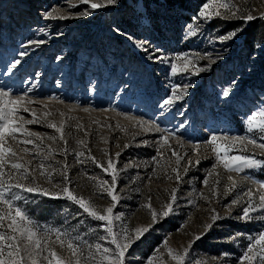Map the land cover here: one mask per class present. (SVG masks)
<instances>
[{
  "label": "rangeland",
  "instance_id": "rangeland-1",
  "mask_svg": "<svg viewBox=\"0 0 264 264\" xmlns=\"http://www.w3.org/2000/svg\"><path fill=\"white\" fill-rule=\"evenodd\" d=\"M201 2L202 0H117V5L94 10L88 17L46 20L42 13L53 5H59L65 11H80L83 10V5L70 7V3H75V0H0V84L21 87L26 91L31 89L30 95L38 98L55 95L67 102L78 100L81 105H91L89 112L74 107L68 113L66 105L57 104L55 100L47 101L50 110L59 108L74 118L68 120L65 127L69 140L66 161L69 175L76 182L77 192L84 195L92 192V182L88 180V176L107 178L91 161L83 165L75 163L72 149L79 150L75 143L77 139H84L98 159H104L105 150L110 153L120 152V156L115 158L116 167L120 171L118 190L124 188L125 191L114 211L123 214L130 228L150 223L148 209L138 205L151 196L153 207L159 209L168 199L165 189L170 191L176 186V182L171 178L165 179L163 172L159 170L152 172L150 157L155 154V134H144L138 127L133 128L132 121L118 113L127 111L145 119H155L161 126L170 125L185 140H204L208 130L248 135L245 116L255 107L258 96L264 89V47H255L258 44L264 45V20L248 22L235 39L223 43L214 37L241 25V20L224 21L214 18L202 24L201 31L195 37H188L185 25L191 22V17L196 14ZM249 3L254 5L253 15H256V10H264V0H249ZM113 25L130 33L136 40H149L162 48L166 55L189 50L213 54L219 52L224 60L199 76H170L168 63L146 60L133 40L112 31ZM42 27L46 29L45 33L39 31ZM55 32L62 35H55ZM250 33L248 43L246 38ZM36 39L45 43L33 46L25 44L27 40ZM222 48L229 51H220ZM21 50L28 54L21 58V64L12 73H8L6 66ZM56 56H60L61 60H56ZM232 78L238 84L231 99L219 97L220 88ZM93 80L98 83L92 85ZM170 83H189L191 87L183 100L167 109H161L159 102L171 91ZM125 85L128 86L127 91H123ZM90 87L95 90L90 91ZM110 104L117 111H112ZM54 118L60 119L58 114ZM185 120L189 123L182 128ZM77 122L85 126L88 136H84L83 130L67 126ZM117 123L125 128L124 132L116 127ZM109 124L111 128L107 126ZM28 127L49 135L54 132L44 125L32 124ZM134 133L140 135L134 136ZM252 135L253 138H258L260 133ZM100 137H104L107 143ZM141 139H148L150 143L141 145ZM125 140L131 145L127 149L123 148ZM191 147L192 145L185 144L189 154ZM177 148L182 153L185 150L179 146ZM251 148L249 145L246 154H251ZM200 154L204 155L203 145ZM256 154L257 158L264 159L258 149ZM168 155L169 152L165 151V157ZM62 158L57 155V159ZM129 160L132 163L125 167ZM213 162L214 159L209 156L196 169H189L178 189V196L181 197L178 203L183 205L178 209L179 214L158 222L144 238L135 243L130 250L132 254L128 257L130 264H143V257L169 233L170 245L179 248L188 246L193 234L203 230V223L209 219V205L196 193L205 187L200 180ZM218 171L222 181L221 188L223 183H227L228 175L238 181L239 191L246 190V184L239 183L245 175L264 180V167L241 173L228 172L222 168H218ZM133 177L136 179L133 180ZM188 180L192 183L189 184ZM251 186L255 188V185ZM136 188L140 192L137 193ZM236 194L237 190H234L212 204L218 214L223 215L225 209L222 205ZM187 198L195 203L187 206ZM27 201L26 207L30 215L39 222L70 229L78 228L82 233L97 227V222L86 215L77 216L78 207L66 199L28 194ZM94 202L106 205L110 198L106 195L103 198L94 197ZM242 206L234 209L232 219L217 221L208 233L191 245L186 255V264H217V260H223L225 264H236L233 257L243 251L246 239L241 235L232 242L221 241L236 232L245 234L254 231L255 222L235 220ZM185 219L188 222L180 228ZM65 221L68 223L65 224ZM224 252L228 256H222Z\"/></svg>",
  "mask_w": 264,
  "mask_h": 264
},
{
  "label": "snow or ice",
  "instance_id": "snow-or-ice-1",
  "mask_svg": "<svg viewBox=\"0 0 264 264\" xmlns=\"http://www.w3.org/2000/svg\"><path fill=\"white\" fill-rule=\"evenodd\" d=\"M77 5H83V10L65 11L59 5H53L43 11L42 15L46 20L88 17L94 10L117 5V0H75V3H70L69 6L74 8ZM253 9L254 5L250 4L249 0H202L196 14L191 17V22L185 25V34L188 37H195L201 31V25L214 18L224 21L239 19L242 21L241 25L214 37L221 43L231 41L244 30L248 22L256 19L264 20V10H256V15H253ZM39 31L45 33L46 29L42 27ZM112 31L133 40L146 60L168 63L170 76L178 74L199 76L203 72L210 71L217 62L224 60L219 52L213 54L207 51L189 50L166 55L162 48L149 40H136L119 26L113 25ZM55 35L62 34L55 32ZM43 43L45 41L41 39L25 41L27 46ZM255 47L260 48L264 45L258 44ZM220 51L227 52L229 49L222 48ZM27 54L26 51L21 50L6 66L7 72L12 73L21 64V58ZM253 55L255 56V53ZM56 60H61V57L56 56ZM201 61L206 62L201 63ZM36 77H39L38 72ZM57 83L59 84L60 81L58 80ZM97 83L95 80L91 81L92 85ZM237 84L238 81L234 78L227 80L220 88L218 96L231 99ZM169 87L171 91L159 102L161 109H167L177 101L183 100L188 95L191 85L170 83ZM127 88V85L123 86V91H127ZM89 90L95 89L90 87ZM31 91V89L26 91L21 87L0 84V264H130L128 257L131 256L130 250L135 243L144 238L158 222L173 214H179L178 209L183 206L178 203L181 199L178 196V189L182 181L190 168L196 169L201 161L208 159L209 156L214 162L200 180L205 187L196 193L209 205L207 209L209 219L203 223V230L193 234L188 246L179 248L170 245L169 233L143 257V264H186V255L191 245L208 233L217 221L232 219L234 209L241 205L243 206L239 210V215L235 216V220L244 223L255 222L254 231L245 234L236 232L226 236L221 242H232L234 238L243 235L247 242L243 251L233 257L236 264H264V180L245 175L239 183L246 184V190L239 191L238 181L232 175H228L227 183H223L221 188L222 181L218 171V168H222L228 172L241 173L264 167V159L257 158L256 154L258 149L259 153L264 155V142H260L264 140V89L261 90L255 107L245 116V130L248 135L208 130L204 140H185L183 136L177 135L170 125L161 126L155 119H145L127 111L118 113L132 121L133 128L138 127L144 134H155V154L150 157L152 172L159 170L163 172L165 179L171 178L176 182V186L170 191L165 189L168 199L159 209L153 207L151 196L138 205L148 209L151 222L134 228L129 227L122 213L114 211L121 194L125 191L124 188L118 190L120 171L116 167L115 158L120 156V152L110 153L105 150L104 159H98L92 154L84 139H77L75 143L79 146V150L72 149L75 163L83 165L91 161L107 177L88 176V180L92 182V192L89 195L77 192L76 182L69 175V165L66 161L69 140L65 134V127L67 121L74 118L59 108L50 110L47 101L55 100L57 104L66 105L68 113L74 107L89 112L91 105H81L78 100L67 102L55 95L38 98L30 95ZM109 108L117 111L111 104ZM107 110L103 109V111ZM57 114L60 119L54 118ZM179 114L183 115V113ZM188 123L189 121L185 120L181 127ZM32 124L44 125L54 132L49 135L33 131L28 127ZM67 126L83 130L84 136L89 135L85 126L79 122ZM100 126L104 127V125ZM107 126L112 127L110 124ZM116 127L121 132L125 131L119 123ZM255 132L260 133L258 138H253L252 134ZM100 139L105 140L104 137ZM149 143L148 139L139 141L141 145ZM185 144L192 145L191 154L185 149ZM201 145L204 148V155L200 154ZM249 145L252 146L251 154H246ZM130 146L125 140L123 148L127 149ZM177 146L185 149L184 152H180ZM165 151L169 152L167 157ZM58 154L63 158L57 159ZM131 163L132 161L129 160L125 167ZM188 183L191 184L192 181L188 180ZM251 185H255V188ZM234 190H237V194L222 205L225 211L221 216L212 204L227 197ZM135 191L138 193L140 189L136 188ZM28 194L66 199L78 207L77 216L86 215L97 222V227L89 228L86 233H82L78 228L70 229L39 222L30 215L26 207ZM105 195L110 198V202L106 205H98L94 202V197L103 198ZM194 203L191 198L186 199L187 206ZM187 222L185 219L179 227H184ZM67 223L65 221V224ZM221 255L228 256V253L224 252ZM217 264H225V262L217 260Z\"/></svg>",
  "mask_w": 264,
  "mask_h": 264
},
{
  "label": "trees",
  "instance_id": "trees-1",
  "mask_svg": "<svg viewBox=\"0 0 264 264\" xmlns=\"http://www.w3.org/2000/svg\"><path fill=\"white\" fill-rule=\"evenodd\" d=\"M248 36V38H246L247 39V41H248V43H249V40H250V37H251V33L250 34H247Z\"/></svg>",
  "mask_w": 264,
  "mask_h": 264
}]
</instances>
